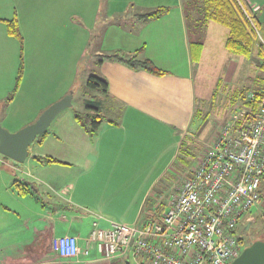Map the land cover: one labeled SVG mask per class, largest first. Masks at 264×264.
I'll return each mask as SVG.
<instances>
[{
    "label": "crops",
    "instance_id": "1",
    "mask_svg": "<svg viewBox=\"0 0 264 264\" xmlns=\"http://www.w3.org/2000/svg\"><path fill=\"white\" fill-rule=\"evenodd\" d=\"M19 1L0 0V76L8 82L16 79V37L8 33L6 20L17 17L27 43L25 75L31 73L32 77L28 88L30 95L37 94L34 104L41 100L42 107H47L70 93V79L62 75L68 74L69 68H78L87 45L96 37L101 52L107 54L134 52L145 46L141 57L150 58L168 73L158 76L105 59L99 68L108 91H102L106 99L99 104L106 113L100 108L104 121L96 135L84 131L74 120V112L59 122L58 130L49 132L60 113L50 124L44 142L31 144L25 162L17 163L0 153V264H132L123 257L104 259L94 250L59 259L49 248L50 239L75 235L84 248L96 217H102L103 226L114 221L139 224L148 218L152 213L148 205L158 197L157 186L170 188L167 182L160 184L161 179L170 169L174 171L184 138L192 131L196 93L190 73L193 69L195 74L206 73L220 57L229 59L228 82V76L237 72L239 62L229 57L232 53L225 47L229 29L209 21L201 28L203 32L201 23L193 24L191 33L184 0H123L119 9L133 4L144 11L138 15L160 6L170 8L157 19L138 17L139 29L134 33L128 26L110 22L117 13V0ZM245 1L252 9H259V0ZM38 10H43L44 21L29 19L28 14ZM105 17L109 18L105 28L99 30ZM169 25L178 33L176 39L181 41L187 71L163 64L175 56L168 47ZM149 28L154 30L151 35ZM119 29L129 36L125 43L117 40ZM41 73L46 74L47 81L40 79ZM83 101L81 94L79 106ZM0 118L10 131L18 129L16 112L3 109ZM32 155H51L66 163L43 165ZM143 158L144 163L161 168L148 181L142 176L132 178V174H141ZM194 168L186 172L183 181ZM175 173L181 171L175 169ZM15 182L28 193L19 194Z\"/></svg>",
    "mask_w": 264,
    "mask_h": 264
},
{
    "label": "built area",
    "instance_id": "2",
    "mask_svg": "<svg viewBox=\"0 0 264 264\" xmlns=\"http://www.w3.org/2000/svg\"><path fill=\"white\" fill-rule=\"evenodd\" d=\"M248 112L239 110L207 144L191 175L168 193L163 211L139 224L103 226L96 217L84 248L65 234L51 237V251L59 259L94 250L133 264H230L243 249L241 216L262 200L264 93L259 112Z\"/></svg>",
    "mask_w": 264,
    "mask_h": 264
},
{
    "label": "rangeland",
    "instance_id": "3",
    "mask_svg": "<svg viewBox=\"0 0 264 264\" xmlns=\"http://www.w3.org/2000/svg\"><path fill=\"white\" fill-rule=\"evenodd\" d=\"M124 1L117 0V13L115 14V16L110 18V22L117 23L118 26L122 25V27L128 26V28L132 30L133 33L137 32L139 29V23L136 20L138 19V17L144 18L143 15H138L140 14V12L141 14H143L144 11L139 10V8H136L135 6H133V4H131L127 9L124 8L123 10H120L119 8L122 7L121 2ZM184 2L188 15L187 21L191 33L193 24L197 23H201L200 31L203 32V29L201 28L204 26V24H206V22L203 18L200 3L196 0H184ZM259 2V9L255 11L258 14L259 19L262 21L264 27V0H259ZM20 4L22 3L20 2ZM21 6L25 7V5ZM21 6L19 7L20 9ZM92 7H96V3L94 5L91 4V8ZM28 17L29 19L35 18L37 21L41 22L45 19L43 10H38V12L36 11L33 14H28ZM108 19V17H105L103 19L99 30H104L106 25L105 20ZM120 31V29L117 30V40L121 41V43H125L129 39V36L126 32L124 34ZM152 32H154L153 28H149L150 35L152 34ZM169 34L171 35V38L170 42L168 43V47H171L175 56H171L169 59H167V57V60L163 64L164 66H167V68L172 67L175 69L178 68L181 71H187L188 68L182 57V54H184V50L181 45V41L179 42L177 40L178 33L175 31V27L173 28L171 25H169ZM26 44L27 43L24 42V39L21 43L20 40L16 38V56L18 64L16 65L15 81L8 82L6 78L5 81L0 76V111L4 109V111L6 112H16V127L18 128L16 129V131L36 121L40 114L49 105L52 104H49L47 107H42L41 100H38L36 104L32 102L36 100L37 94L35 93L30 95V89L28 88V86L31 83V73H26L25 75L26 71L24 54H27L24 53V46ZM85 50V54L82 56L78 68L76 70L69 68V73L62 75L64 78L70 79L71 87L69 92L73 93L74 103H72L70 107L62 111L60 116L56 120H54L49 128V132L58 130L59 122L68 117L72 112H74V110H88L87 105L91 104L88 101H93V106H99L102 112L104 114L106 113L104 112L102 106H100L99 104L106 99L104 93L100 90L89 88L87 86V80L92 74L100 75V65L98 64V61L99 59H103L102 56L106 55L107 53L101 52L102 49L98 37L94 38L93 42L91 41L89 45H87ZM230 55L231 56L229 57H233L235 61L239 62V67L237 69V72L233 76H228V79L231 78L229 82L225 79L229 70L228 57H220L215 59L214 61L217 62L216 65L209 71H207V69L205 68L206 73L195 74V69H193V72L190 73V75L192 74L194 77L193 85L196 93V107L194 108L195 117L192 121V131L190 136L184 138L185 141L184 145L182 146L181 152L178 155V162L173 167L174 171H171L170 169V171H168V175L166 174V176H163L161 179L160 184L167 182L170 188L167 190V188H164V185H162V188L160 186H157L156 192L158 194V197H156L157 199L152 198L148 205V208H150L152 213H160L164 209L165 203L169 198L167 197L168 193L172 191V189H174L176 185L182 182L187 171L191 170L198 164L200 158L204 154L207 144L215 137L216 134H218L221 126L225 124V122L231 121L234 115L239 110L245 111V100L240 92H245V95H247V97L248 94L252 92L259 91L264 93V72L259 67L257 51H253V57L251 58H247L243 55ZM20 71L22 72V77L19 81V84L17 85V78L19 76V73H21ZM25 78L26 80L24 81ZM40 79L43 81H47L46 74L41 73ZM53 79L54 75H51L50 80ZM32 88H34V86H32ZM81 94H84V101L82 106H79V102L77 101L79 100V96ZM15 97L16 102H14ZM252 113L253 112L249 111L247 116H250ZM108 116H110L109 113ZM3 126L5 127L6 125ZM180 134L181 133L179 132V135ZM145 160L146 159L143 158L140 162L141 166L139 168H142L140 170L141 174H132L133 179L142 176L145 181H148L151 180L150 178H154L155 175L161 172V168H159L160 166L156 167L154 164L144 163L143 161ZM175 169L181 171V174L176 175ZM131 173H133V171H131ZM173 182L175 183L173 184ZM241 221L242 227L238 230V234L244 237L243 249L251 245L256 240L264 241V197L260 201L259 205L246 211L241 216ZM249 222L251 224L249 232L247 233L243 230V227L245 224L247 226ZM49 248H51L50 245ZM243 249L241 250V252L243 251Z\"/></svg>",
    "mask_w": 264,
    "mask_h": 264
},
{
    "label": "trees",
    "instance_id": "4",
    "mask_svg": "<svg viewBox=\"0 0 264 264\" xmlns=\"http://www.w3.org/2000/svg\"><path fill=\"white\" fill-rule=\"evenodd\" d=\"M200 3L201 11L204 21L218 22L229 29V36L226 39L225 47L236 55H243L247 58L253 57V51H257V57L260 69L264 72V27L262 21L259 19L258 14L252 9L244 0H196ZM170 10L167 6H160L154 10L145 13L143 16L147 20L157 19ZM8 33L23 42V35L20 31L18 19L14 17L10 20H6ZM202 45V43H198ZM145 51V46L134 52H122L116 51L111 54L102 56L103 59H99L98 64L105 59L111 61H119L127 64L134 69H143L152 74L163 76L168 71L159 68L150 58H142L141 55ZM21 72V71H20ZM22 72L19 73L17 78V85L22 77ZM87 86L89 88L100 90L105 93L108 91V82L100 75H90L87 80ZM240 94L245 100V107L250 112L258 113L260 110V104L263 97L262 92H252L247 95L241 91ZM250 94H254L253 99L249 97ZM11 99V98H10ZM91 104L87 105L88 110L79 111L74 110V120L84 129L90 136L97 134L102 122L104 121L103 115L100 113L99 106H93V101H88ZM94 109V110H91ZM249 113V112H248ZM225 122L221 128L226 125ZM221 128L219 131H221ZM218 131V132H219ZM48 135L46 131L35 142L43 143ZM32 158L43 165L53 163H66L51 155H32ZM16 162V161H15ZM18 163V162H17ZM16 189L19 194L25 195L28 190L20 183L15 182ZM261 197H264V182L262 184Z\"/></svg>",
    "mask_w": 264,
    "mask_h": 264
},
{
    "label": "water",
    "instance_id": "5",
    "mask_svg": "<svg viewBox=\"0 0 264 264\" xmlns=\"http://www.w3.org/2000/svg\"><path fill=\"white\" fill-rule=\"evenodd\" d=\"M73 93L49 105L33 123L11 132L1 123L0 118V153L18 163H23L29 156V147L49 128L58 114L72 105ZM230 264H264V241L256 240L245 247Z\"/></svg>",
    "mask_w": 264,
    "mask_h": 264
},
{
    "label": "flooded vegetation",
    "instance_id": "6",
    "mask_svg": "<svg viewBox=\"0 0 264 264\" xmlns=\"http://www.w3.org/2000/svg\"><path fill=\"white\" fill-rule=\"evenodd\" d=\"M241 222L242 221H240V223H239V226H238V229L237 230H239L241 227H242V225H241ZM250 222L248 223V225L246 226V224L244 225V227H243V230L244 231H246L247 233L249 232V229H250ZM241 225V226H240ZM240 238H241V240L243 241V243H244V237L242 236V235H240Z\"/></svg>",
    "mask_w": 264,
    "mask_h": 264
}]
</instances>
